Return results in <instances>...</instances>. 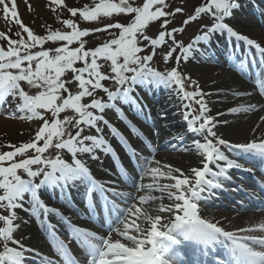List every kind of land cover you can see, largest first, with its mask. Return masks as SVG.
I'll list each match as a JSON object with an SVG mask.
<instances>
[{
  "label": "snow or ice",
  "instance_id": "snow-or-ice-1",
  "mask_svg": "<svg viewBox=\"0 0 264 264\" xmlns=\"http://www.w3.org/2000/svg\"><path fill=\"white\" fill-rule=\"evenodd\" d=\"M11 4L9 8V0H0L4 18L10 14L20 31L14 33L16 39L9 35L10 27L7 32L0 31V40L6 42L0 44V106L8 97L19 98L20 103L7 115L18 112L19 118L39 119L41 124L28 142L9 144L12 150L0 151V210L7 213L0 214V264H264V221L226 230L219 221L203 215L216 190L224 188V181L232 180L230 170L253 172L240 159L264 162V132L240 143L222 138L217 129L227 121L216 116L224 113L211 115L205 99L211 93H205L196 79L181 71L182 62L203 56L213 39H219V33L255 49L247 65H255L258 75L252 77L253 91L264 97V39L251 38L232 23L241 9L239 0H202L191 12L182 6L172 7L168 0H143L138 6L130 0H92L79 8L68 7L65 0H50L56 20L70 30L49 25L45 34L26 26L15 0ZM59 9H66L72 18L61 19ZM114 14L130 18L102 28L83 29L75 19L99 22ZM177 15L186 17L181 26H175ZM205 19L211 23L202 24L187 45L177 39L190 23ZM153 23L159 24V30L150 36L146 33ZM110 29L118 30V34L95 47H86V37ZM47 42L59 46L47 49ZM74 42L78 46L72 47ZM162 48L166 49L161 54L165 68L158 70L153 63ZM78 62L81 67L76 66ZM245 63L241 58L233 67L248 75ZM22 82L36 89L35 93L25 91ZM148 86L173 90L182 102L187 131L199 137L189 144H184L185 137L179 133L171 138L179 142L180 150L197 155L202 166L192 167L190 174L145 156V150L156 151L151 141L139 149L132 147L109 119V112H113L136 134L138 129L129 113L141 116L148 108L137 91ZM252 94L232 92L238 97ZM194 104L198 114H194ZM256 109L264 111V105L241 103L227 112L250 113ZM158 117L166 120L168 108L159 109ZM259 122L264 123V116ZM258 128L259 123L253 131ZM152 130L159 137L161 127L154 123ZM109 136L121 143L131 161L129 168L132 164L135 168L130 174L121 162L109 172L114 178L98 179L91 168V162L99 158L97 153L120 161ZM30 150L33 155H29ZM50 150H55L54 154ZM135 173H139V182ZM145 178L148 183L143 182ZM123 184L133 191L124 190ZM257 187L264 191V181H258ZM72 189L80 192L79 203L90 219L107 229V235L78 225L66 214L74 210L68 198ZM49 190L67 193L61 206L44 198ZM156 192L160 195L153 194ZM25 201L28 215L46 234L50 254L30 246V236H16L22 224L28 223L21 221L17 212L25 208Z\"/></svg>",
  "mask_w": 264,
  "mask_h": 264
},
{
  "label": "bare ground",
  "instance_id": "bare-ground-1",
  "mask_svg": "<svg viewBox=\"0 0 264 264\" xmlns=\"http://www.w3.org/2000/svg\"><path fill=\"white\" fill-rule=\"evenodd\" d=\"M25 4H29L30 0H24ZM245 8H242L238 11L235 20L232 22L239 31H241L243 34L249 35L251 38H255L258 41L261 39H264V21L261 22L259 19H256L254 14H251V9L249 7L243 6ZM208 48V47H207ZM207 52V49L205 50ZM191 77L196 78L199 82V85L201 86L202 90L205 93H211L210 96H206L207 99H211L212 104V110L214 113H228L227 109L230 106H236L241 103H261L264 105V99H262L256 92L253 91L252 86L249 85L245 79L241 76H239L236 71L234 70L231 60H197L192 59L187 64H185L184 68ZM248 72L249 76H256L258 73L256 70L252 68H248L246 70ZM193 78V79H194ZM153 87V86H148ZM144 87H140L139 89L143 90ZM219 89H223V91H218ZM234 91H241V92H252V96H242L239 97L241 100L240 102H237V97L232 95V92ZM173 90L171 89H155L151 88L148 91H146V96L149 97L152 101H149V107L151 108V111L146 110V112L143 113V115L139 116L137 119V123L141 126V128L146 132V134L149 133V138L154 141L155 143H158V139L162 138L165 134V128H170L173 123L171 115L174 113L171 111L173 107L168 109V118L166 120H158L157 114L158 110L165 107V103L161 101L162 99H165V97L172 96ZM163 97L161 99L156 100V97ZM235 101V103L230 104L227 106V103H231ZM227 106V107H226ZM176 113H174V116ZM264 116V111H261L259 109H256L250 113H240L238 115H235V117H229L227 115H224L223 118H220L218 120L220 121H227V124H220L218 127V133L219 135L231 139L236 143L240 142H246L247 140L252 139L253 137H259L261 132H264V123L259 122V117ZM242 119H234V118H240ZM176 124H181L178 122L177 118H175ZM152 123V124H151ZM156 124L158 127H161V132L159 137L154 136L153 130L148 126ZM259 123V128L257 131H253L254 128H257V124ZM147 124V125H145ZM166 125V127H164ZM31 131L30 127H23L22 131L19 135H26ZM130 139V138H129ZM173 145H175L173 142L168 144L167 149L164 152L156 151L154 157L155 159H159L162 164L168 163L175 167H180L184 170L185 174H190V169L192 167H201L202 165L199 163V160L197 158V155L194 152H186V153H180L172 151H176V149L180 148L179 145H176V148H173ZM159 148H162L160 146ZM165 148V147H163ZM145 156L152 157L153 155L143 153ZM110 163V162H109ZM262 162L260 161L259 164ZM109 166L112 167L111 163L110 165L106 161H100V159H97L94 162H91V168L93 171L100 173L101 175L110 176L109 172H111V169ZM138 175V182H139V173ZM136 176V175H135ZM137 179V178H136ZM146 179V178H145ZM144 183H148L145 182ZM162 183H167L166 180H162ZM128 191H133L129 187ZM80 192L72 189L71 197L74 198L75 201H80ZM64 196L60 197V201L62 200ZM167 202V201H165ZM159 203V202H157ZM28 205L27 201H25V208L24 209H17V212L19 216H23L24 219H26L25 211H27ZM230 208H221V210L218 209H212L208 208L207 210L203 211V215L206 218H210L213 220H218L223 222L225 225H227L229 230H233L235 228L243 227L242 225H245L248 223V221L255 220V222H261L264 221V211H261L259 213H254L248 210H242L243 208H232V205L229 204ZM68 214L75 215L74 210L67 211ZM23 218H21V221H25ZM28 219V218H27ZM233 220V222L231 221ZM238 220V221H234ZM248 220V221H246ZM56 221V219H55ZM243 222V223H241ZM56 223V222H55ZM234 224V225H233ZM238 224V225H237ZM40 226H30L29 222L27 224H22L20 231L16 233V236L19 237L20 235L30 236L31 239L27 241V243L30 246L33 247H41L49 248V244L47 242V237L43 236L42 233L38 230Z\"/></svg>",
  "mask_w": 264,
  "mask_h": 264
},
{
  "label": "rangeland",
  "instance_id": "rangeland-1",
  "mask_svg": "<svg viewBox=\"0 0 264 264\" xmlns=\"http://www.w3.org/2000/svg\"><path fill=\"white\" fill-rule=\"evenodd\" d=\"M130 2L134 3V6L141 5L143 3V0H130ZM169 4L172 7L175 6H182L185 7L186 11L191 12L194 9V6L197 4L201 3L202 0H168ZM15 3L18 8V14L22 22L30 27L35 33L37 34H45L47 27L50 25L53 29H60V30H70L66 29V26L62 25V23L58 20H56V13H54L51 8L50 0H30L29 4H25L24 0H15ZM65 3L68 7H82L84 4H91L92 0H65ZM242 4H246L244 6H247V3L240 2ZM30 5V7H29ZM11 0H9V8H11ZM61 14V19H68L72 18L70 13L66 11V9H59L58 10ZM130 18L129 15L126 14H114L113 17L110 18H103L99 22H85L81 21L80 18L77 16L75 19L78 23V25L83 29V28H97V27H103L104 24H107L109 22H127V20ZM185 17L182 15H177L176 16V25L175 26H181L182 25V20ZM202 24H210V20H202ZM197 22H192L188 26H186V30L183 32V34H177V39H186L185 44L192 39V33L195 31V28L197 27L195 24ZM9 27L11 28V32L9 35L13 39H16L17 37L14 35L15 32L20 31L19 26L15 25L14 20L11 18L9 14V18L6 20L4 18V14L2 11V6H0V31H5L7 32ZM159 30V24L158 23H153L150 28L147 30L148 35L154 36L155 34L158 33ZM113 34H118V30L115 29H110L106 32H98V33H92L88 37L85 38L86 40V47L87 48H92L98 45L99 43L104 42L106 39L112 38ZM24 37H27L26 33H23ZM220 36H223L221 34H217ZM225 37V36H224ZM6 43L3 40H0V44ZM170 43V42H169ZM56 46H59L57 42H47L44 47L45 48H54ZM78 44L76 42L73 43L72 47H76ZM38 49V48H37ZM35 49V50H37ZM166 49H158V54L154 58V63L153 66L156 67L157 69H164L165 65L162 61V51ZM201 59L200 56L197 57V60ZM174 63V61H173ZM77 67H81V63H77ZM185 64H181V71L183 73H187V71L184 69ZM188 74V73H187ZM70 76V73L66 74ZM22 86L25 88V91H28L30 94H34L36 89H30L29 86L26 83L22 82ZM106 86H109L106 84ZM72 87H75V84L72 85ZM187 87V86H186ZM187 90L191 91L193 90L192 88H187ZM100 95H103V93H99ZM87 101V98H86ZM209 101V108L211 109V115L214 113L212 110V104H211V99H208ZM19 98H16L15 100L12 97H8L6 102L0 106V151H10L12 150L11 148L7 147L9 144H14V145H19L22 142H28L30 139L34 137L35 131L38 129L39 125L41 124V121L39 119H34V120H27V119H21L20 113H16L15 116H10L7 115L10 111H13L15 109V106L19 104ZM231 103H227V106H229ZM195 104L193 105V107ZM226 106V107H227ZM169 107V106H166ZM233 107V106H230ZM229 107V108H230ZM228 108V109H229ZM198 111V108H197ZM50 115V114H49ZM235 115L238 114H232L228 113L227 116L229 117H235ZM171 118L173 119L172 121L174 122L176 117L174 115H171ZM223 118V117H222ZM243 117L240 118H234V119H242ZM260 118V117H259ZM178 120V118H177ZM221 120V119H220ZM23 127H30L31 131L26 135H19L20 132L22 131ZM173 127V126H171ZM107 134V133H106ZM171 135V134H170ZM170 135H166L167 137L163 138L161 142L168 138ZM231 140V139H230ZM42 143V142H41ZM53 154L55 150H50ZM174 153V152H173ZM34 152L31 150L29 151V155H33ZM104 153H97L99 159L105 160V156L103 155ZM195 167V166H194ZM145 182H149V180L146 178ZM170 182V181H168ZM155 195H160V193L156 192L153 193ZM234 225V224H233ZM238 225V224H237ZM33 227V226H32Z\"/></svg>",
  "mask_w": 264,
  "mask_h": 264
}]
</instances>
